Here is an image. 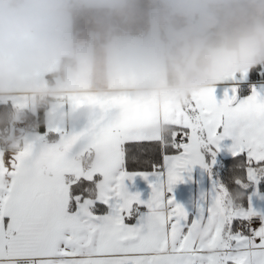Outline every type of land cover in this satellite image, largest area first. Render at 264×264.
I'll list each match as a JSON object with an SVG mask.
<instances>
[{
	"label": "snow or ice",
	"instance_id": "snow-or-ice-1",
	"mask_svg": "<svg viewBox=\"0 0 264 264\" xmlns=\"http://www.w3.org/2000/svg\"><path fill=\"white\" fill-rule=\"evenodd\" d=\"M253 72L224 82L222 100L217 86L155 117L127 97L74 101L92 113L79 126L47 127L21 150L0 151V264H264V209L254 203L264 202V87L240 95ZM225 151L243 160L236 189L213 178L189 213L175 187L197 166L211 178ZM137 177L148 200L129 191Z\"/></svg>",
	"mask_w": 264,
	"mask_h": 264
},
{
	"label": "clouds",
	"instance_id": "clouds-1",
	"mask_svg": "<svg viewBox=\"0 0 264 264\" xmlns=\"http://www.w3.org/2000/svg\"><path fill=\"white\" fill-rule=\"evenodd\" d=\"M261 68L264 0H0V99L26 97L34 114L60 112L71 96L181 104ZM41 124L0 112V149L16 152Z\"/></svg>",
	"mask_w": 264,
	"mask_h": 264
},
{
	"label": "crops",
	"instance_id": "crops-1",
	"mask_svg": "<svg viewBox=\"0 0 264 264\" xmlns=\"http://www.w3.org/2000/svg\"><path fill=\"white\" fill-rule=\"evenodd\" d=\"M252 87H256V88L264 87V82H250L249 78H248V80L246 82H244L242 84V86H241V89H242L241 92L242 93L240 95H241L242 99L246 98L248 95H250ZM223 88H224L223 84L218 86L217 96H218L219 100L223 99ZM88 97H95V96H90V95H86V96H71V97H68L69 103L64 105L60 112H53V111H48L47 113L44 112V119L47 120V126L46 127L44 126V129H38V131H35L31 136L25 137L23 142L19 145V148H18L17 151L21 150L24 147L25 142L27 140H30V139L34 138L35 136L43 133L47 127L64 126V127H67V128L71 129L72 128L71 126H68L66 124H58V123H56V120L60 116L66 114V113H69V112L75 113V112H78V111L83 110V109L89 110L88 108H79V109H76V110H73V108H72V103L74 101L86 102V99ZM121 97H123V96H121ZM95 98H97V97H95ZM111 98H113V97H111ZM127 98H129L133 102L134 105H138L142 112L143 111H147L148 113H150L154 117L162 115L163 110H164L165 106L167 105V103H171V102L160 103V102H158L156 100H137V99H133V98H130V97H127ZM16 100H20L23 103L24 106L23 107L16 106V104L13 103V101H16ZM2 103H11L15 107L14 108L15 111L23 112L24 114L28 113L31 116L29 118L33 119L35 117L37 119V117L39 116V113H35L34 114V111H33L32 107L29 104V102H28L26 97L17 96V97L9 98L7 100L0 99V104H2ZM89 117H87L85 120H87ZM85 120H83L82 122H80L76 126H79ZM14 129H15V125L12 128L13 132H14ZM55 139H57V138L52 137V138H50V141H54ZM0 151L4 152L2 149H0ZM231 157H232L231 154L229 152L225 151V152H222V153H220L218 155L217 161L220 158H231ZM36 159H37V164L40 165L41 168H43V166L47 163L46 154L41 153L40 155H38L36 157ZM98 162H99L98 158L93 159L91 161L85 159L83 161V164H84L85 167H90V166H95ZM203 170L204 169L201 168L199 171L202 172ZM208 176H209V173H208ZM196 178H197V175L195 176L194 180H196ZM209 179L211 181H210V183H208L206 185L210 187V190H208V191H211L212 190V186H213L212 177L210 178V176H209ZM128 186H129V191H131L132 193L139 192L141 194V196H142V199H144V200H148L150 198V196H151L150 185H149L148 182L143 180L142 177H137L134 182H129ZM198 188H199V185H198L197 180H196V183L194 185V189L197 190ZM198 198L199 197H197V194L195 193L194 201H196V199H198ZM257 203H258V204H256L257 209H264V202L259 200V202H257ZM190 213L191 214H195L193 211L190 212ZM127 223L135 224L136 220L133 219V220L127 221ZM195 230H197V229H195ZM195 230H193V232Z\"/></svg>",
	"mask_w": 264,
	"mask_h": 264
},
{
	"label": "trees",
	"instance_id": "trees-1",
	"mask_svg": "<svg viewBox=\"0 0 264 264\" xmlns=\"http://www.w3.org/2000/svg\"><path fill=\"white\" fill-rule=\"evenodd\" d=\"M250 82H264V75H256L254 72L249 77ZM242 91V89H241ZM242 93V92H241ZM240 93V94H241ZM15 107L11 103H2L0 104V112H3L7 109H14ZM25 115L31 117L28 113ZM35 118V117H34ZM32 119L35 122H42L44 119V112H39V116L37 119ZM39 129H44V126L41 124ZM141 156H146L147 153L141 150L140 152ZM210 160V157H208ZM142 165H147L148 161L147 159L141 161ZM138 170H148L147 167H140ZM243 160L242 158L239 159L238 163L237 161L233 160V157L231 158H220L217 161L216 166L213 168L212 172V179L214 178L217 183H223L226 187H228L230 190H235L236 186L234 184V179L236 176H243ZM82 184H85L86 182H81ZM89 187H92V185H88ZM78 189L77 191H79ZM261 191L264 192V186L261 187Z\"/></svg>",
	"mask_w": 264,
	"mask_h": 264
},
{
	"label": "rangeland",
	"instance_id": "rangeland-1",
	"mask_svg": "<svg viewBox=\"0 0 264 264\" xmlns=\"http://www.w3.org/2000/svg\"><path fill=\"white\" fill-rule=\"evenodd\" d=\"M171 104V103H167ZM211 159V158H210ZM201 168L197 166L192 173L190 174V178L186 177V182L177 185L174 189L175 199L178 203L182 204L186 210L190 212L196 213L197 205L201 202V197L206 193H209L210 187L206 184L210 183V179L208 176V172L204 169L202 172L199 171ZM197 175V183L199 188L197 190L194 189V185L196 183L195 176ZM197 194L198 199L194 201V195ZM259 200H255V206L258 204ZM257 207V206H256Z\"/></svg>",
	"mask_w": 264,
	"mask_h": 264
},
{
	"label": "built area",
	"instance_id": "built-area-1",
	"mask_svg": "<svg viewBox=\"0 0 264 264\" xmlns=\"http://www.w3.org/2000/svg\"><path fill=\"white\" fill-rule=\"evenodd\" d=\"M30 121H33L31 118H30ZM25 125L23 124H17L15 125V129H14V132H18L20 129H22Z\"/></svg>",
	"mask_w": 264,
	"mask_h": 264
}]
</instances>
